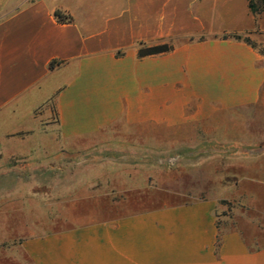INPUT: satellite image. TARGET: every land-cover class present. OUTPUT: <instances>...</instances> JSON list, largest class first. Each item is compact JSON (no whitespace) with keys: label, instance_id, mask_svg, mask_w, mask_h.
<instances>
[{"label":"crops","instance_id":"0c3cea01","mask_svg":"<svg viewBox=\"0 0 264 264\" xmlns=\"http://www.w3.org/2000/svg\"><path fill=\"white\" fill-rule=\"evenodd\" d=\"M256 16L248 0H0L2 240L30 264H264V140L247 138L264 56L221 39L264 45Z\"/></svg>","mask_w":264,"mask_h":264},{"label":"rangeland","instance_id":"374dc122","mask_svg":"<svg viewBox=\"0 0 264 264\" xmlns=\"http://www.w3.org/2000/svg\"><path fill=\"white\" fill-rule=\"evenodd\" d=\"M258 4L259 2H257V5ZM262 13H264V11ZM260 37L261 39L264 40V34H261ZM255 43L261 48H264V45L259 44L258 42H255ZM263 119H264V116H263ZM247 138H248V141L250 142L263 141L264 140V125L252 126L251 131L248 134ZM3 173H4V170L0 168V264H30L23 257V255L20 254L16 240L15 241H3L2 240L1 232L4 228L2 221H3L4 213L6 212V209L4 208V193H3V185L6 183V181H5V178H3ZM222 203L229 205L227 202L222 201Z\"/></svg>","mask_w":264,"mask_h":264},{"label":"trees","instance_id":"16d2710c","mask_svg":"<svg viewBox=\"0 0 264 264\" xmlns=\"http://www.w3.org/2000/svg\"><path fill=\"white\" fill-rule=\"evenodd\" d=\"M257 2L259 4L257 5ZM248 9L253 15H259L264 11V0H248ZM54 17L57 19L58 22H69L71 18L64 16L60 11L56 10L54 12ZM221 39H233L235 41H242L256 49L258 53L264 56V48L258 46L254 41H252L248 36H242L239 34H223ZM172 50L171 46L168 45H159L153 46L149 48H140L138 51V56L143 57L147 55H157L161 53H168Z\"/></svg>","mask_w":264,"mask_h":264}]
</instances>
